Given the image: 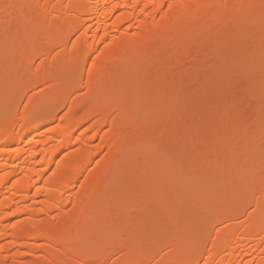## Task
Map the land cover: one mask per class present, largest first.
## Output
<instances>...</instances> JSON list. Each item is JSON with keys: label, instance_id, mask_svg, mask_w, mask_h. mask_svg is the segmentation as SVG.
Returning <instances> with one entry per match:
<instances>
[{"label": "bare ground", "instance_id": "6f19581e", "mask_svg": "<svg viewBox=\"0 0 264 264\" xmlns=\"http://www.w3.org/2000/svg\"><path fill=\"white\" fill-rule=\"evenodd\" d=\"M260 5L263 10L261 7L257 10ZM242 6L249 9V11L244 10L246 13L243 16L239 13L241 16L232 17L234 19H230L232 21L226 20L227 18L224 20L225 16L220 17L221 13L229 14L239 7L243 8ZM10 10L15 11L16 14L12 18L13 30L7 35L10 44L7 47H0V66L9 64L10 71L14 72V68L18 65L31 61L35 57L37 44L42 39H48L47 44L51 45L50 48L54 47L52 45L55 47L59 45V48L61 44L66 43L70 35H67L68 32H76V38L67 48V54L60 58L52 56L49 62L51 66H54L52 67L54 72L42 76L45 81L42 78L39 80L36 75H28L24 82H20L16 77L5 79L0 77V264H86L88 261H90L88 264H103L104 255L111 245L125 249L126 256L109 264H264V179L256 181L260 176L264 178V118L260 116L262 112H256L255 115L250 113V117L248 114L247 117L242 115L241 120L230 115L226 117L223 114H217L219 112L217 110L222 109L218 107L226 104H230V107L239 105V109L242 108L241 106L244 108V105L248 104L247 100L245 104H243L245 101L242 103L239 101L242 96L251 95L254 98H263L261 101H264V0H0V14ZM194 12L200 13L201 19L216 21V18H221L222 21H230L227 23L221 21L227 28L233 26L232 29H241L238 30L240 34L236 32V35H230L236 36L234 41L232 37V43L230 42V46L234 47H230L231 50L234 49L232 54H225L222 50L224 55L222 59L218 57L220 61H216L219 60L218 58L210 59L212 54H217L216 51L221 54V49L228 44L229 36L221 35L222 40H219L220 35L217 36L218 34L214 31H208L209 33L206 31V35H212L211 37L207 35L209 38L218 37L219 42L215 40L214 43H210L209 48L202 49L199 41L208 40L207 37L202 40L206 36H202V32L207 28L202 24L197 26L187 24L189 16ZM54 16L57 17L56 20ZM52 18L53 21H51ZM224 26L219 29L223 31ZM229 28L225 30H231ZM222 31L221 34H224ZM237 38L240 40L235 41V39L238 40ZM220 41L227 42L220 43ZM194 42L197 43L193 45ZM168 45L171 51L167 53ZM216 45L220 49L216 48ZM146 46H149L148 48L154 54L152 60L126 58L130 51L144 49L143 47ZM48 49L44 50V56H47ZM207 49H211V53H208ZM226 49H229V45ZM196 51H201V55H197L199 53ZM204 51L208 54L204 55ZM81 53L84 55L83 58L80 57ZM179 53L189 55L193 61L198 56L197 62L205 60V57L207 60L205 62H208V59L213 62L211 67L206 68L208 71L202 70L205 73L199 70L201 67L198 69L201 63H196L199 65L195 69H198L200 76L205 78H203L205 85L199 83L201 87H198L193 81L196 79L191 78L185 83L187 86L184 89L185 84L181 83L183 87L178 86L181 81L178 78L182 76L180 73L181 76H174L173 79L164 77L162 68L172 67L168 58ZM202 54L204 57H201ZM81 58L90 65L86 78L77 77L81 74H79L80 70L74 73L72 71L74 68L71 70L70 67L76 65L75 62ZM45 59L46 57L39 63L44 62ZM122 61L126 64L117 77L112 76L114 78L111 79L105 76L100 79L101 82H98L97 87L90 85L98 69L104 70L108 65ZM193 61H189V66L195 64ZM177 62L184 65L183 61L177 60ZM157 67H162L160 68L162 72L157 73L159 70ZM65 69H70L67 70L70 74H64ZM154 69H157L154 73L158 75L151 74V70ZM191 74H193L192 77L198 76V73ZM224 74L227 76H223ZM62 75L67 76L64 78ZM188 75L186 74V77ZM61 77L64 80L62 82ZM219 78L224 79L219 80ZM46 79L52 84L47 83ZM35 80L44 81L49 84V88L51 87L43 98L32 90V85L41 84ZM44 82L42 85L46 86ZM168 82L180 89L177 87L178 90L174 91L175 88L172 90L167 87ZM59 84H69L74 94L72 95L71 92L58 94V90H54ZM195 86L196 93L199 92V94L195 98L191 96L188 102L203 105L205 107L200 106L203 109H210L209 111L201 110L202 113L197 114L205 118L203 120L210 129L213 128L218 132L212 131L209 135L207 131V134L203 136L201 135L203 131L199 129V137V130L195 128L197 134L190 135V142L186 144L189 147L187 148L184 144V150L182 145L176 144L175 141H178L185 131L182 133L179 131L177 136L169 135L163 139L162 137L168 133L165 134L162 129L165 127L169 129L168 125L171 122L176 123V125L171 123L178 127L175 129L173 126L176 131L171 134H175L180 128V123L174 122L177 119L186 120L185 122L190 119V122H187L190 124L191 119L195 118L193 121L198 123L196 118H200H191L192 111V115L189 112V117H186L187 113L180 112L177 106L179 99H177V91L181 92L183 89L185 92L186 88L188 90L190 88V91L193 89L192 91L195 92ZM199 88L200 91H198ZM164 89H168L169 92L158 95L164 92ZM20 91L30 93L26 104L44 100L48 108L51 107L53 98H58V101H67L66 95L71 94L67 103L68 111L62 121L44 129L45 124L41 121L43 117L39 113L34 118L29 116L37 114L36 109L28 115V108H24L18 116L14 113V104L10 110L13 112L9 113L5 110L16 101V97L21 94ZM83 92H86L85 94L88 92L89 95L103 92L105 97L98 105L88 108L85 102L82 104L75 98L76 94L80 95ZM135 107L139 110L137 111ZM133 108L135 113L124 115L126 109ZM115 109L121 111H115L116 114ZM235 110L238 109L234 108V112ZM236 112L241 114L239 111ZM93 113L99 115L98 121H93L91 126L85 125L78 132V127L83 125L85 119L91 117ZM137 113L138 116L135 115ZM214 115L218 116L216 117L218 119L212 117ZM172 116L177 117L174 119ZM259 116L262 120H258ZM40 117L41 119H38ZM230 117L234 120L232 121ZM215 120L217 121L214 122ZM181 125L185 126V123ZM192 128L190 127L191 130ZM87 130H91L89 135L85 134ZM100 131L102 132L100 141L93 144L94 137ZM226 139L233 140L234 144L231 143L228 146L227 142L226 145L221 143ZM159 141L169 145L170 143L165 141H170L177 146L173 145L172 148H174L170 149V152L165 147V152L167 151L165 153ZM238 141L243 145L246 142L247 146L242 147L240 143L236 146L238 143L235 142ZM198 142L202 146H199ZM183 143L184 141L181 144ZM157 144L160 147L158 149L162 150L160 152L165 154H158ZM106 148H110V154H107L109 156L106 155L107 159L92 170L87 168L90 158ZM190 149L202 153L199 154V160L201 155H205L204 157L209 155L206 158L209 161L213 160L212 163L208 162L211 165L198 166L201 162L198 163L195 157L191 158L193 155L188 153V157L186 153L190 152ZM60 153L62 155L58 157ZM248 159H251L252 165H243V162H249ZM185 160L187 162L196 160V162L186 166L185 162L183 163ZM146 161L151 162L149 165L152 164L145 170L148 178L146 186L140 190H131L128 185L137 178L134 175L140 172L136 165L140 167L142 162L147 163ZM224 167L227 169H223ZM123 174L125 178L121 177ZM14 175H16L15 178H13ZM131 175L134 177L129 179L130 181L126 180ZM126 181L130 184L124 183ZM108 186L112 189L109 190ZM192 186L201 190L200 201L195 200L199 203V205L196 204L197 207L195 206L197 208L194 212L195 219L190 221L181 216H184L185 211L188 214L187 211L191 209H188V203L192 198H186L189 197L188 190H191ZM97 189H107L109 198L105 200L96 198L94 194ZM166 190L169 191L168 194ZM260 192L263 194H258ZM187 200L188 207H185L184 202ZM150 203L156 205L159 203V207H151ZM245 203L252 204V209L243 221L221 223L223 219L235 218L238 214L237 208L242 209ZM133 212L144 214V217H138L140 220L137 217L133 218L131 216ZM90 216H93L94 222H89L92 220ZM11 217L21 218L10 222L8 220ZM150 218L154 221H149ZM214 220H220L215 223H221V225L216 226L215 229L213 227V235L210 238L207 234L210 228L207 227L209 224H215ZM152 222L153 225H158L153 228L156 232L152 231ZM82 224L97 225V233H94L95 235L89 233L92 236L89 237L88 232L79 231ZM143 225L146 227L143 228ZM140 228L143 230H139ZM198 229L205 230L197 231ZM126 230H128V239L127 236H125L126 239L121 237L124 235L120 236L124 231L126 234ZM144 233L147 234L144 235ZM169 233H174L175 236ZM169 235L173 236L171 237L173 242H170L171 238L168 240ZM93 236L96 238L92 244ZM184 237L186 240H183ZM174 238L178 239L174 240ZM178 240L187 241L186 245L179 243ZM111 248L115 250L112 246ZM163 248L165 250H162ZM153 255L156 257H151Z\"/></svg>", "mask_w": 264, "mask_h": 264}, {"label": "rangeland", "instance_id": "374dc122", "mask_svg": "<svg viewBox=\"0 0 264 264\" xmlns=\"http://www.w3.org/2000/svg\"><path fill=\"white\" fill-rule=\"evenodd\" d=\"M53 1V0H52ZM243 8H241V7H239V8H237V10H239V11H237V10H235V11H233V12H231V13H227V14H225L224 15V13H221V18H223L222 16H225L223 19L225 20L226 18V20H230V19H232V17H236V15L238 16V17H240L241 15L243 16V14H245L246 12L244 11V10H248L249 11V9H245L246 7H244V6H242ZM260 7H261V10H263L262 9V5H260L259 6V8H257V10H259L260 9ZM9 13H10V15H9ZM12 13V14H11ZM239 15H238V14ZM200 13H197V12H194V13H191V15L189 16V19H188V21H187V24H188V26H197V24L198 25H203V26H205L207 29H205L203 32H202V36L203 35H206L205 33H207L208 31L210 32V31H214V33H217L218 35L217 36H219L220 35V39L219 40H222V36L221 35H227V36H229L228 37V44L227 45H224V44H220V45H224V49H225V51H224V49H221V54L220 53H218L217 51H216V53L217 54H212L211 56H210V59L212 60V58L214 59V60H216L215 58H218V57H220L221 59H222V57H223V55L224 54H222V50H223V52H225V54H232V50H234V49H230V47H232V46H230V42L232 43V39H233V41H234V38L236 37V36H230V35H232V34H235L236 35V32H237V34H240V32L237 30V29H235V28H233L232 29V27L233 26H230L231 28H229V29H231V30H225V29H228L227 28V26H224V24L223 23H227V22H230V21H232V20H234V19H232V20H230V21H222V19L221 18H219V19H217L216 18V21L213 19V20H204V19H201L199 16ZM262 14V11H261V13H260V15ZM1 16H0V47H7L9 44H10V40H8V38H7V35L10 33V31H12L13 30V16H15L16 14H15V11H11L10 10V12H3V13H1L0 14ZM4 15H8L9 17H6V16H4ZM3 16V17H2ZM229 16V17H228ZM262 17H263V15H262ZM55 18H57L56 16H54V19ZM204 18V17H203ZM261 18V17H260ZM53 18L51 19V21H53L54 20ZM56 20V19H55ZM263 20H264V18H263ZM223 23H222V22ZM217 22H218V24H217ZM204 23V24H203ZM190 24V25H189ZM208 24V25H207ZM221 24V25H220ZM225 25H229V24H225ZM208 26V27H207ZM224 26V28H223V31L221 30V29H219V28H221V27H223ZM226 27V28H225ZM203 28V27H202ZM220 30V31H219ZM241 30V29H240ZM207 31V32H206ZM216 31H219V32H216ZM221 31L222 32H224V34H221ZM229 31V32H228ZM231 31H232V33H231ZM234 31H235V33H234ZM73 32V31H72ZM208 32V33H209ZM227 32V33H226ZM256 32V31H255ZM70 34V35H69ZM211 34H213V33H211ZM67 35H69L68 36V38L66 39V43L65 44H61L60 45V47L58 48V46L59 45H57L56 47H55V45H52V46H54L53 48H50L51 47V45H48L47 44V40L48 39H42L41 41H39V43L37 44V51H36V54H35V57L34 58H32V60L31 61H29V62H26V63H24V64H20V65H18L17 67H15L14 69H15V71L13 72V70H9V67H10V65L9 64H2L1 66H0V77L2 76V78H11V77H16V78H18V80L20 81V82H24V80H25V78L28 76V75H36L38 78H39V80H42L43 78H42V76H44V75H46L47 73H51V72H54V69L52 68V67H54V66H51V64H50V60H51V58H52V56H57V58H60V56H62V55H65V54H67V52H68V47H70L69 45H71L72 44V42L74 41V39L76 38V32L75 33H71V32H68V34ZM209 37H211L210 36V34H207ZM204 36L203 37V39L202 40H204L205 39V37H207V39L209 40V39H211L212 40V38H215L214 40H204V41H199V44L201 43V45L200 46H202L201 48L203 49L204 47H206V48H209L210 46H211V42H215V40H218L216 37H212V38H209L208 36ZM215 35V34H214ZM216 36V35H215ZM227 36L225 37V38H227ZM239 36H241V35H239ZM233 37V38H232ZM232 38V39H231ZM238 40H236L235 39V41H239L240 40V38H237ZM219 40H218V42H219ZM227 40V39H226ZM222 42H227V41H220V43H222ZM195 43H197V42H194L193 43V45L195 44ZM208 43V44H207ZM198 44V45H199ZM203 44V45H202ZM207 44V45H206ZM234 44V43H233ZM192 45V44H191ZM229 45V49H226L227 48V46ZM232 45V44H231ZM46 46H48L50 49H48ZM195 46H197V45H195ZM200 46H198V47H200ZM208 46V47H207ZM63 47H65V49H63ZM149 46H146V47H143L144 49H138V50H133V51H130L131 53L128 55V57H126L127 59H129V60H132V59H134V60H138V59H146V60H152V58L154 57V54H153V52L148 48ZM168 47H169V45H168ZM192 47H194V46H192ZM213 47V46H212ZM194 48H197V47H194ZM200 48V49H201ZM216 48H218V45H216ZM232 48H234V47H232ZM47 50L48 49V51H46V53H47V56H44V50ZM61 49V50H60ZM63 49V50H62ZM218 49H220V48H218ZM3 50V49H2ZM55 50H59V51H55ZM65 50V51H64ZM195 50H199V49H195ZM209 50V51H208ZM210 50L211 49H207V51H208V53L210 52ZM228 50H230L229 52H228ZM55 51V52H54ZM169 51H171V47H169L168 49H167V53L169 52ZM206 51V50H205ZM204 51V55H207L206 54V52ZM213 51V50H212ZM196 52H198L199 54H197V53H195V55L197 54V55H201L200 53H201V51H196ZM53 53V54H52ZM211 53V52H210ZM170 54H172V53H170ZM181 54H183V55H181ZM202 54V56L201 57H204V55ZM234 54V53H233ZM176 55H178V56H176ZM174 54L173 56H171V55H169V57L170 58H168L167 60L170 62V64L172 63V67H166V68H162V67H157L159 70L157 71V69H154V70H151L152 72H151V74L153 75V73L155 72V70L157 71V73L160 71V72H162V70H163V73L162 74H164V77L165 76H168V77H171V78H168V77H166V78H168V79H173V77L174 76H176V77H179V76H183L184 78L186 77V74L188 75V74H190V75H188L186 78H187V80H185L184 78L182 79V76L181 77H179L178 79H181V81H180V83L178 84V86L180 87V85L183 87V85L185 84V83H187V82H189L190 80L189 79H196V80H193L195 83H197L196 85L198 86V87H201V86H199L198 84L200 83V85H202L203 83H204V77H202V76H200L201 75V73L199 74V70H201V72H202V70H204V71H208V70H206V68L208 69V67H211V65H212V63L213 62H211V60L210 59H208V62H205V61H207L206 60V57H205V60H201L200 62H197L196 61V58L198 57V56H194L195 57V61H193V58H192V60L189 58V55H187V54H185V53H179V54ZM185 55V56H184ZM41 56H43V57H41ZM82 56V58H83V54L81 53V55H80V57ZM168 56V55H167ZM215 56V57H214ZM217 56V57H216ZM44 57H46V59L44 60V62H42V63H39V61L41 60V59H43ZM145 57V58H144ZM184 57H187V58H184ZM193 57V56H192ZM41 58V59H40ZM63 58H64V56H63ZM82 58H81V60H78V61H76L75 63H76V65H74V66H70L71 67V70L75 73L76 71L77 72H79V70H80V72H79V76H77V77H81V78H86V75H87V73H88V71L90 70V65H89V63H87V61H85V59L84 60H82ZM149 58V59H148ZM185 60H184V59ZM207 58H209V56H207ZM220 58H218L219 60H216V61H220L221 59ZM40 59V60H39ZM171 59V60H170ZM190 59V60H189ZM172 60H176V61H172ZM177 60L180 62V61H183L184 62V65H181L180 63H178L177 62ZM187 60H189V61H193V63H195V64H193V66H189L190 64H188V63H190L189 61H187ZM213 60V61H214ZM126 61V60H125ZM172 61V62H171ZM199 61V60H198ZM215 61V62H216ZM203 62H205L204 64H203ZM175 63L178 65V67H177V65H175ZM196 63H201V65L198 67V65H196ZM210 63V64H209ZM74 64V63H73ZM78 64V65H77ZM116 63H114L113 65H108L107 67H105V69L103 70V68H101L100 70L98 69V71L96 72V74L92 77V79H91V83L92 84H90V85H92V87H97V84H98V82L100 83L101 81H100V79L101 78H103V77H111V79H113L114 77H117V75H119V73H121V71L123 70V66H125V64L126 63H124V61H122L121 63H119L118 62V64H116ZM169 64V65H170ZM207 64V65H206ZM175 65V66H174ZM187 65V66H186ZM204 66H206V67H204ZM189 67V68H188ZM190 67H192V69H190ZM196 67H198V69H195ZM69 68V67H68ZM160 68H162V70L160 69ZM187 68H188V70H187ZM11 69V68H10ZM76 69V70H75ZM150 69H153V68H150ZM149 69V70H150ZM167 69V70H166ZM190 69V70H189ZM210 69V68H209ZM212 69V68H211ZM67 70H70V69H65L64 71H65V73L64 74H70L69 72L70 71H67ZM166 70V71H165ZM191 70H195L194 72L193 71H191ZM263 70V69H262ZM125 71V70H124ZM171 71V72H170ZM186 73H185V72ZM189 71V72H188ZM197 71V72H196ZM202 72V73H205V72ZM210 71V70H209ZM159 72V73H160ZM168 72V73H167ZM147 73H150V72H147ZM181 75H180V74ZM191 73H198V76L197 75H194V77H192L191 75H193V74H191ZM262 73V72H261ZM264 73V72H263ZM78 74V73H77ZM77 74H75V75H77ZM150 74V75H151ZM154 74H156V73H154ZM179 74V75H178ZM184 74H185V76H184ZM66 75V76H67ZM156 75H158V74H156ZM159 75H161V74H159ZM5 76V77H4ZM7 76V77H6ZM63 76V75H62ZM66 76H63L64 78H66ZM112 76H114V77H112ZM149 76V75H148ZM154 76V75H153ZM162 76V75H161ZM223 76H227V75H223ZM222 76V77H223ZM36 77V78H37ZM163 77V76H162ZM190 77V78H189ZM197 77V78H196ZM200 77H202V78H200ZM40 78H42V79H40ZM62 78V77H61ZM68 78H71V77H68ZM175 78V77H174ZM199 78V79H198ZM204 78V79H203ZM76 79V78H75ZM74 79V80H75ZM198 79V80H197ZM201 79L203 80L202 82H201ZM221 79H224V78H221ZM220 78H219V80H221ZM38 80V79H37ZM37 80H35V82H37ZM44 81H45V79H43ZM47 80V79H46ZM62 80H63V78L61 79V82H62ZM72 80V79H71ZM76 80H78V79H76ZM80 80V79H79ZM83 81L85 80V79H82ZM226 80H228V79H226ZM43 81V82H44ZM64 81V80H63ZM192 81V80H191ZM38 82H40V81H38ZM37 82V83H38ZM43 82H40L41 84H37V85H32V90H35L36 92H35V94H37V95H41L42 96V98L44 97V95L46 94V92L48 91V90H50L51 89V87L49 88L48 87V85L49 84H46V82L48 83V82H50V80H47L46 82H44L45 84H46V86L45 85H42L43 84ZM61 82H60V84H61ZM68 82H69V80H68ZM71 82V81H70ZM80 82H81V80H80ZM184 82V83H183ZM193 82V83H194ZM82 83V82H81ZM183 85H182V84ZM194 83V84H195ZM50 84H52V82H50ZM56 85L55 86V90L54 91H57L58 90V94H62L63 92H71L72 93V95L74 94L72 91H73V89L72 88H70V85L68 84V85ZM75 83H73V85H74ZM79 84V83H78ZM78 84L76 85L77 87H78ZM167 84H169V86H167ZM166 84V86L167 87H170L172 90H173V88H175L174 89V91L175 90H178V86H174V85H170L171 83L170 82H168ZM173 84H176V83H174L173 82ZM188 84H190V83H188ZM73 85H71L72 87H75V86H73ZM81 85V84H80ZM89 85V86H90ZM177 85V84H176ZM203 85H205V84H203ZM42 86H44V87H42ZM166 86L164 87V88H166ZM171 86H173V87H171ZM187 85L185 84L184 85V89H185V87H186ZM192 86H194V85H192ZM35 87V88H34ZM58 87V88H57ZM91 87V86H90ZM89 87V89H91ZM178 87V88H177ZM170 89V90H171ZM180 89V88H179ZM195 92L194 91H192L193 89H191V91H190V88H189V90L186 88V91L184 92V90L182 89V91L184 92H180V91H177L178 93H177V103H178V107L180 108V109H178V107H176L180 112H182V113H187V115H186V117H189V112L191 113L190 115H192V112H193V115L195 114L196 116H191V118L193 117H199L200 119H198V118H196V121L198 122V123H196L195 121H193V120H195V118L194 119H191L192 121V123L193 124H195V125H193L192 123H188L187 124V122H190L189 120V118H185V119H189V120H187V122H185L186 120H183L182 121V119H177V120H173L174 122H178V123H180L179 125H177V126H179L180 128L177 130V132H175V134H171L172 132L174 133V131H176V130H174V128L175 129H177L178 127H175L173 124H175L176 125V123H173V122H171V123H173L172 125H171V123L168 125L169 126V129H168V127H165L164 129H162V132H165V134L166 133H168L166 136L164 135L162 138L164 139V137H169V135H171L172 137H173V135H178L179 133V131L182 133L183 131H185V132H183L182 133V137L181 138H178V141H175L176 142V144H179V145H182V147L184 148V150H185V146H183L184 144L186 145H188L189 144V142H190V135H192V134H197L196 133V130H199V129H201L202 131H203V133H201V135L203 134V136H205V134H207V131H209L208 132V134L210 135V132H212V131H214V132H218V131H215V130H213V128H211L210 129V126H207V124L204 122V120L203 119H205V118H202V117H200L201 116V114H197V113H202V111H204V110H207V109H203V107H205V106H203V105H200V104H190L189 102H188V100L190 99V97L192 96L193 98H195V97H197V94H199V92L198 93H196L197 91H196V86H195ZM75 90H76V88H75ZM168 90V89H167ZM166 89H164V92H162V93H159L158 95H164L166 92H169V91H167ZM171 90V91H172ZM198 91H200V88H199V90ZM20 95L18 96V97H16L17 99H15L16 101L14 102V103H12V105H11V107L10 108H6L5 110H8L9 111V113H11V112H13V111H10V110H12L11 108L13 107V104H14V106H15V112L14 113H16L15 115L16 116H18L19 114H20V112L24 109V108H28V111H27V114L29 115V114H31V112L32 111H34V109H36V110H38L37 111V114H35L34 116H32V114L31 115H29L30 117H36V115H38V113L43 117L42 119H41V117L40 118H38V119H41V121H43V124H45L44 125V129L45 128H47V127H49V125L51 126L52 124H54V123H56V122H59V121H62L63 120V117H64V115H66V111H68L67 110V108H68V101H69V99L71 98V94H69V93H67V94H69V95H66V96H68L67 98V101L65 100H62V101H58L57 99L58 98H53L52 99V101H51V107H46L45 106V103L43 102L44 100H42V101H40V102H34V103H30V104H26V100H27V98H28V96H29V94L30 93H26V92H21L20 91ZM86 93V92H85ZM84 92L83 93H80V95H78V94H76L75 95V98H76V100L78 101V102H80V103H84L85 102V104H86V106L88 107V108H92V107H94L95 105H98V103H100L101 102V100H102V98L103 97H105V93H100L99 94V92L98 93H96V94H91V95H89L88 94V92H87V94H85ZM191 93V94H190ZM196 94L195 96H194V94ZM18 94V93H17ZM16 94V95H17ZM57 94V95H58ZM65 94V93H64ZM156 95V94H155ZM179 95V96H178ZM181 95V96H180ZM55 96H56V94H55ZM64 96V95H63ZM62 96V97H63ZM251 96V95H250ZM246 97V96H242V97H240L239 98V101L242 103L243 101H245L243 104H245L246 103V100H247V104L248 105H244V108H243V106H241L243 109H245V110H243L242 108L241 109H239L240 107H239V105H232L233 107H230V104H226V105H223L222 107H218L219 109H221V110H217V111H219L217 114L218 115H222L223 114V116H226V117H228L229 115L231 116V117H235V118H238L239 120H241V119H243V117H242V115L244 116V115H246L245 117H247V114H248V117H250V113H252L253 115H255L254 113H260V112H262V113H260L261 115L260 116H262L263 118H264V101H261L263 98H260L259 99V97H255L254 98V96L252 97ZM57 97H59V96H57ZM62 97H60V98H62ZM159 97V96H158ZM193 98H191V99H193ZM243 100H242V99ZM14 99V98H13ZM63 99H65V98H63ZM254 99V100H253ZM182 100V101H181ZM14 101V100H13ZM82 101V102H81ZM179 101H180V103H179ZM186 101V103H184ZM253 102V103H251V102ZM188 102V103H187ZM181 103H183V104H181ZM239 103V102H238ZM241 103H239L240 105H243V104H241ZM179 104H181V105H179ZM185 104V105H184ZM208 104V103H207ZM235 104H237V103H235ZM187 105V106H186ZM209 105V104H208ZM129 106V105H128ZM131 106V105H130ZM135 106V105H134ZM200 106H203V107H200ZM235 106V107H234ZM261 106H263V107H261ZM98 107V106H97ZM126 107V106H125ZM223 107H225V109H223ZM251 107H253V108H251ZM96 108V107H95ZM136 108V107H135ZM135 108H133L132 110L131 109H126V111H124L126 114H124V115H130L131 113L133 114V113H135L134 112V110H135ZM208 109H209V107H207ZM234 108L236 109H238V110H235V112H234ZM138 108H136V110H137ZM118 110L119 111H121L120 109H115L114 110V112L116 111V112H118ZM139 110V109H138ZM137 110V111H138ZM202 110V111H201ZM210 110V109H209ZM209 110H207V111H209ZM243 112H242V111ZM175 112H176V110H174ZM192 111V112H191ZM227 111V112H226ZM236 111H239V112H241V114H237V112ZM245 111H247V112H245ZM114 112L112 113V114H114ZM115 112V113H116ZM179 112V113H180ZM233 112V113H232ZM65 113V114H64ZM120 113V112H119ZM121 113H123V112H121ZM130 113V114H129ZM177 113V112H176ZM210 113V112H209ZM213 113H215V112H213ZM236 113V114H235ZM244 113H246V114H244ZM117 114V113H116ZM204 114V113H203ZM202 114V115H203ZM216 114V115H217ZM251 114V116H253ZM14 115V116H15ZM136 116H138V113L137 114H135ZM177 115H178V113H177ZM198 115V116H197ZM205 115H206V113H205ZM208 115H210V114H208ZM211 115H213V114H211ZM210 115V116H211ZM216 115H214V116H212V117H218V116H216ZM91 117H87L86 119H85V123H83V125L81 124L79 127H78V129H77V131L79 132V130L82 128V127H84L85 125L86 126H88V125H92L93 124V121H98V119H97V117L99 116V115H97L96 113L94 114L93 113V115L91 114L90 115ZM178 116H180V115H178ZM223 116H220L221 118L223 117ZM260 116H259V118H258V120H262L261 118H260ZM28 117V116H27ZM37 117H39V116H37ZM132 117V116H131ZM177 117V116H176ZM176 117L175 116H172V118H174V119H176ZM204 117H207V116H204ZM209 117V116H208ZM230 117V119L233 121L234 119L233 118H231ZM240 117H241V119H240ZM26 118V117H25ZM96 118V119H95ZM178 118H180V117H178ZM225 118V117H224ZM216 119H218V118H216ZM225 119H227V118H225ZM248 119V118H247ZM30 121H36L35 119L33 120V119H29ZM28 120V121H29ZM179 120H180V122H179ZM208 119H206V121H207ZM257 120V118H256V121H258ZM264 120V119H263ZM20 121H23V119H20ZM37 121H39V120H37ZM171 121V120H170ZM217 120H215L214 122H216ZM232 121H230V122H232ZM244 121H246V120H244ZM213 122V121H212ZM211 122V123H212ZM167 123V122H166ZM165 123V124H166ZM177 123V124H178ZM183 123H185V126L184 125H181V124H183ZM210 123V122H209ZM187 125H189L190 127H193L192 129L193 130H191L190 129V127L189 126H187ZM209 125V124H208ZM215 125V124H214ZM173 126H174V128H173ZM183 126V127H182ZM196 126V127H195ZM216 126H218L219 128H221V126H219V125H216ZM215 126V127H216ZM188 127V128H187ZM206 128V130H205V128ZM224 127V126H223ZM222 127V128H223ZM172 128H173V131H172ZM195 128H196V130H195ZM202 128H204V129H202ZM207 128H208V130H207ZM89 129H92V128H89ZM183 129V130H182ZM188 129V130H187ZM216 129H217V127H216ZM168 130H169V132H168ZM211 130V131H210ZM90 131L91 130H87V132L85 133L86 135H89L90 134ZM171 131V132H170ZM194 131V132H193ZM204 131L206 132V133H204ZM200 132V130L198 131V133ZM102 132L100 131L95 137H94V140H93V144H95V143H97L98 141H100V138H101V134ZM161 133V132H160ZM177 133V134H176ZM188 133V134H187ZM161 134H163V133H161ZM186 135V136H185ZM211 135H213V134H211ZM157 137H159V136H157ZM180 137V136H179ZM199 137H200V133H199ZM183 138V139H182ZM158 139H160V138H158ZM166 140H167V138H165ZM182 139V140H181ZM198 139H200V138H198ZM201 139H204V137L202 138L201 137ZM160 140H162V139H160ZM176 140V139H175ZM180 140L183 142L184 141V143L183 144H181L182 142H180ZM198 141H202V140H198ZM224 141V142H223ZM221 143H224V145H226V142L228 143L227 145L229 146V144L231 145V143H232V145L234 144V141L233 140H228V141H230V142H228L227 141V139H226V141L225 140H223ZM231 141H233V142H231ZM160 142V141H159ZM166 143L167 142H169L170 143V145L169 144H164V143H162V142H160L161 143V149H163L164 150V152H165V150L167 149V151H171L173 148H172V146L173 145H175V146H177L175 143H172L171 144V142L170 141H165ZM172 142H174V141H172ZM159 143V144H160ZM200 143H203V142H200ZM205 143V142H204ZM203 143V144H204ZM221 146H222V144L220 143V142H218ZM235 143H238V144H236V146H239V141L238 142H235ZM245 144V146H247L246 144V142H244ZM164 144V145H163ZM249 144V143H248ZM158 145V144H157ZM186 145V147L188 148L189 146H187ZM198 145L199 146H202V145H200L199 144V142H198ZM223 145V146H224ZM240 145H242V147H244V145L243 144H241L240 143ZM165 147H166V149H165ZM158 148H160L159 147V145L157 146V150L159 151L158 152V154H165L164 152H160V151H162L161 149L159 150ZM110 149V148H109ZM109 149L108 148H106V149H103V150H101L99 153H97L96 155H93L91 158H90V160L88 161V164H87V168H89L90 170H92L94 167H96V166H100V163H102V162H104L105 161V159H107L106 158V155L107 154H110V151H109ZM169 149V150H168ZM171 149V150H170ZM178 149V148H177ZM176 150V149H175ZM191 150V151H190ZM189 151L190 152H186L187 154L189 153V154H191V155H193L191 158H196L197 159V162L198 163H200V164H198V166H210L211 164L209 163L208 164V162H211V161H213V160H211L210 158V160L211 161H209L207 158V156H209V155H207L206 157H204V156H202L201 155V160H199L200 159V155L199 154H202L201 152L199 153V151L197 152L195 149L193 150V149H190ZM109 153H108V152ZM183 152V151H182ZM182 152H180V154L182 153ZM191 152H193V154L191 153ZM63 153V152H62ZM195 153V154H194ZM198 154V158H197V154ZM186 154V155H187ZM189 154H188V157H189ZM60 155H62L61 153L58 155V157H60ZM182 155V154H181ZM26 156H27V154H26ZM107 156H109V155H107ZM151 156V155H150ZM149 156V157H150ZM156 156H159V155H156ZM57 157V158H58ZM27 158V157H26ZM154 158V157H153ZM191 158L189 159V160H191ZM182 159H184V158H182ZM104 160V161H103ZM149 160V159H148ZM188 160V159H187ZM149 161H151V160H149ZM149 161H146L147 163H143L142 162V166H140V167H138L137 165H136V167H137V169L138 170H140V172H139V174L137 173V175H134V176H137V178L135 179V180H133V182L130 184L128 181H126V182H124V183H126L127 184V182L130 184V185H128L129 187L128 188H130L131 190H140V189H142L143 188V186H146V184H147V180H148V178H147V176H146V172H145V170L147 169L146 167L148 166L149 168L151 167V165H149V163H151V162H149ZM160 161V160H159ZM206 162V163H204V162ZM218 161V160H217ZM248 161L249 162H243V165H247V166H251L252 165V161H251V159H248ZM185 162V163H184ZM192 162H196V160L195 161H192ZM192 162H187L186 160L185 161H183V163L187 166H190V164H192ZM214 162H216V161H214ZM153 163V162H152ZM155 163H157V162H155ZM155 163H153V164H155ZM202 163L204 164V165H202ZM212 163V162H211ZM208 164V165H207ZM219 165V164H218ZM185 166V167H186ZM135 168V167H134ZM140 168V169H139ZM221 168V167H220ZM248 168H250V167H248ZM88 169V170H89ZM141 169H143V171H141ZM223 169H227L226 167H224ZM229 169V168H228ZM96 170V169H95ZM133 170H135V169H133ZM129 172H132V171H129ZM129 172H127L128 174H129ZM122 173V172H121ZM125 173V175H127L126 174V172H124ZM135 174V173H134ZM125 175L123 174V176H121V177H123V178H125ZM15 176L16 175H14V177L13 178H15ZM128 176V175H127ZM134 176H132L131 175V177L130 178H128V179H126V180H129V179H131V178H133ZM257 178V177H256ZM122 179V178H121ZM147 179V180H146ZM264 178L262 177V176H260V177H258L257 179H256V181L257 180H263ZM157 180H159L158 178H157ZM156 179H155V182L157 181ZM121 181H123V180H121ZM124 181H125V179H124ZM130 181V180H129ZM161 181V180H160ZM124 183H122L123 184V186H124ZM151 183L152 184H155V183H153V181H151ZM258 183H259V181H258ZM261 183V182H260ZM158 184V183H157ZM194 184H196V183H194ZM120 185V184H119ZM191 185V184H190ZM197 185V184H196ZM264 185V184H263ZM110 186V185H109ZM109 186L107 187L109 190L110 189H112L111 187L109 188ZM121 186V185H120ZM193 186H195V185H193ZM191 187L190 189L191 190H188V191H190V193H192V194H188V196L189 197H187L186 199H190V197L192 198V199H190L189 201L187 200L186 202H184V206L186 207L187 206V203H188V205H189V208L188 209H190V211H187L188 212V214H186V211L184 212V216H181V217H184L183 219H187V220H190L191 221V219L192 220H194L195 218V216L194 215H196V214H194V212L196 211V207H197V205H199V203L197 202V201H195V200H198V201H200V188H195V187ZM261 186V185H260ZM127 187V186H126ZM198 187V186H197ZM207 187V186H206ZM106 188V187H105ZM99 189H101V188H99ZM198 190V191H197ZM196 191V192H195ZM134 192H136V191H134ZM169 192V191H168ZM168 192H167V190H166V194H168ZM195 192V193H194ZM96 194H94L95 195V197L96 198H100L99 200H102V199H108L109 198V191L107 190V189H102V190H98L97 189V191L95 192ZM113 193V192H112ZM111 194V193H110ZM258 194H263V192H260V193H258ZM196 196V197H195ZM108 197V198H107ZM194 198V199H193ZM195 198H197V199H195ZM185 199V200H186ZM98 200V201H99ZM251 200V199H250ZM196 203H195V202ZM106 202V201H105ZM247 202H252V201H247ZM147 204V203H146ZM197 204V205H196ZM141 205V204H140ZM143 205V204H142ZM150 205H152L151 207H159V203L156 205L155 203H150L149 204V206ZM154 205H156V206H154ZM146 206V205H145ZM145 206L143 207V208H145ZM196 206V207H195ZM244 206H246V207H244ZM243 207H242V209L240 208V207H238L237 208V212H238V214H237V216L235 217V218H232V219H230V218H227V220H225V219H223L224 221H221V223L222 224H229V223H239V222H241V221H243V219L246 217V215L250 212V210L252 209V204H247V203H245V205H244ZM147 207V206H146ZM188 207V206H187ZM194 207H195V209H194ZM187 209V208H186ZM187 209V210H188ZM240 209V210H239ZM147 210V209H146ZM152 210V209H151ZM154 210V209H153ZM152 210V211H153ZM156 210V209H155ZM193 210V211H192ZM148 211V210H147ZM155 212V211H154ZM191 212V213H190ZM237 212H235V213H237ZM138 213V212H137ZM147 213V212H146ZM148 213H150V212H148ZM155 213H157V212H155ZM133 214V215H132ZM151 214V213H150ZM190 214H192V215H190ZM144 214H142V215H140L139 213L138 214H136L135 212H133V213H131V216L133 217V218H135V217H141L142 218V216H143ZM149 215V214H148ZM146 217H151V216H147V215H145ZM185 216L187 217V218H185ZM22 217H23V215H22ZM144 217V216H143ZM157 217V216H156ZM18 218H21V217H11L8 221H10V222H14V220L16 219V220H18ZM90 219H92V220H89V222L90 221H93L94 220V218H93V216H90ZM139 220H140V218H138ZM137 219V220H138ZM153 218H150V219H148L149 221H151ZM182 219V220H183ZM15 220V221H16ZM198 220V219H197ZM134 221H136V220H134ZM152 221H154V220H152ZM155 221L157 222V219H155ZM220 220H218V221H215L214 220V223L215 222H219ZM94 222V221H93ZM162 222V221H161ZM161 222H158L159 224H163V223H161ZM198 222V221H197ZM88 223V222H87ZM91 223V222H90ZM145 223H147L148 224V222H145ZM211 223V222H210ZM213 223V222H212ZM221 223H218V224H212V225H208V227L207 228H210V230H209V232L207 233V234H209L210 235V238L212 237V233H213V231H214V229H215V227L216 226H219V225H221ZM92 224H94V223H92ZM92 224H87V225H85V224H82L83 226H81V228L79 227V231H83V232H88V234L90 233L91 235H95L94 233H97V231H98V228L96 227L97 225H92ZM142 224H143V222H142ZM154 224H155V222H154ZM149 225H151V224H149ZM157 225V224H156ZM156 225H153V222H152V231H155L156 232V230L155 229H153L154 228V226L155 227H157ZM160 226V225H159ZM210 226H212V227H210ZM146 226H144L143 225V228H145ZM213 227H214V229H213ZM78 228V227H77ZM143 228H140L139 230H143ZM207 228H205L206 230H208ZM87 229V230H86ZM149 229V228H148ZM158 229V228H157ZM205 229H198L197 231H200V230H205ZM146 230V229H145ZM77 231V230H76ZM135 231V230H134ZM136 231H138V229L136 230ZM147 231H149V230H147ZM161 231V230H160ZM144 232V231H143ZM155 232H153V233H155ZM173 232V231H172ZM201 232H205V231H201ZM123 234H120V236L121 235H124V236H121V237H123L124 239H128V230H126V234H125V231L124 232H122ZM140 233V232H139ZM148 233H151V232H148ZM158 233V232H157ZM175 233V232H174ZM174 233H172L173 234V236H175L174 235ZM200 233V232H199ZM90 234H89V237H92V236H90ZM134 234H136V233H134ZM147 233H144V235H146ZM169 234H171V233H169ZM171 234V235H172ZM206 234V236H208ZM137 235H139V234H137ZM171 235H169V239L168 240H170V238L171 237H173V236H171ZM98 236V235H97ZM125 236H127L126 238H125ZM140 236H142V235H140ZM150 236H152V235H150ZM149 236V237H150ZM137 237V236H136ZM179 237V236H178ZM180 237H182V236H180ZM94 238V239H93ZM93 240H92V244L94 243L93 241L95 240V238L96 237H94L93 236ZM123 238H120L119 237V239H122L123 240ZM142 238H144V237H142ZM163 238H165V237H163ZM185 239H183V240H186V237H184ZM209 238V237H208ZM145 239H147V238H145ZM172 239V238H171ZM175 239H178V238H174V240ZM167 240V242H169ZM183 240H178V242L179 243H185L184 245H186V242L187 241H184L183 242ZM90 241V240H89ZM124 241H126V242H128L127 240H124ZM164 242H165V239L163 240ZM125 242V243H126ZM150 242H152V241H150ZM170 242H173V239H172V241H170ZM177 242V241H176ZM90 243H91V241H90ZM178 243V244H179ZM163 244H165V243H163ZM182 244V245H183ZM111 246L115 249V250H113L112 248H111ZM111 246H109V248L110 249H108L106 252L107 253H105L106 255H104V260H103V264H109V263H111V262H115V261H117V260H121L122 258H124L123 256H126L125 255V253H126V250L125 249H121V248H118V246L117 245H111ZM181 246V245H180ZM161 247H163V246H161ZM166 248V247H165ZM165 248H163L162 250H165ZM121 251V252H120ZM150 255V254H149ZM149 255H147V256H149ZM151 257H156L155 255H153V256H151ZM149 258V257H148ZM71 262H73V261H71ZM90 261H88V263H89ZM87 262H86V264H88Z\"/></svg>", "mask_w": 264, "mask_h": 264}]
</instances>
